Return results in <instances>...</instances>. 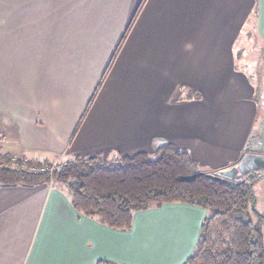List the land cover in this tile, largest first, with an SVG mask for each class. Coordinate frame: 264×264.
<instances>
[{"label":"crops","instance_id":"obj_1","mask_svg":"<svg viewBox=\"0 0 264 264\" xmlns=\"http://www.w3.org/2000/svg\"><path fill=\"white\" fill-rule=\"evenodd\" d=\"M252 40L264 47V0H0V155L112 159L170 143L199 172L227 169L231 157L207 154L246 153L262 67ZM206 215L166 204L119 231L53 186H0V264H182Z\"/></svg>","mask_w":264,"mask_h":264},{"label":"trees","instance_id":"obj_2","mask_svg":"<svg viewBox=\"0 0 264 264\" xmlns=\"http://www.w3.org/2000/svg\"><path fill=\"white\" fill-rule=\"evenodd\" d=\"M142 5L143 2L127 31ZM51 165L47 161L13 160L1 154L0 186L52 184L67 197L77 214L119 231L131 229L134 212L166 204L195 206L207 215L195 249L182 264H264V214L251 206L253 187L261 178L237 186L204 177L178 181L180 176L199 171L190 154L172 144L158 147L152 155L139 152L112 162L99 157H76L57 169H51Z\"/></svg>","mask_w":264,"mask_h":264},{"label":"water","instance_id":"obj_3","mask_svg":"<svg viewBox=\"0 0 264 264\" xmlns=\"http://www.w3.org/2000/svg\"><path fill=\"white\" fill-rule=\"evenodd\" d=\"M261 85L262 91L259 98L263 115L256 119L245 143L244 151L246 153L240 157V160L227 169L213 173L197 172L191 175L180 176L177 178L178 181H192L197 177H204L213 182L237 186L244 184L246 180L251 179L258 172L264 171V156L254 154H264V77L262 78ZM262 177H264V172L260 173L257 178ZM255 201L256 199L254 198L251 203L252 207H254Z\"/></svg>","mask_w":264,"mask_h":264},{"label":"rangeland","instance_id":"obj_4","mask_svg":"<svg viewBox=\"0 0 264 264\" xmlns=\"http://www.w3.org/2000/svg\"><path fill=\"white\" fill-rule=\"evenodd\" d=\"M128 32L129 31H127V33L125 34V36H123V38L121 39V41L119 43V46L116 49V52L117 53H118V50L121 47V45H123L124 40L126 39V36H127ZM250 44H251V47L249 49L247 48V53L246 54H248V55H246V56L251 57V58H253V56L259 57L261 59V63H262L261 64L262 65L261 69H256V70H258L257 71L258 73H257V82H256L257 83L256 84L257 87H256V93H255V100H256V102L258 103V106H259V108H258L259 109V113H258V117H257V119H258V118H260L263 115V109L260 106V98H259L260 93L262 91L261 84L259 86V79L261 77H264V56H263V53L261 54V52L258 51V49H260V48L262 49L264 47H263V43L261 42L260 45H259V42L257 40H252L250 42ZM116 52H115V54H116ZM263 52H264V49H263ZM114 56H116V55H114ZM110 66L111 65H109V67H107V70L105 71L106 72L105 76L109 72ZM98 90L99 89L96 90V93H97ZM96 93L94 94L90 105L92 104L93 99L95 98ZM193 96L194 97H197V96H195V94H193ZM198 97H200V96H198ZM101 99H102V97H101ZM90 105H89V107H90ZM165 144H170V143H165ZM162 145H164V144H162ZM162 145H160V146H162ZM212 147L213 148H209L208 149V154H207V156H208L207 159L210 160V161L212 159H226L227 157H231L232 160H233L231 164H236L240 160V155H232V154H229V153H227V151L225 149H223L221 147H215V146H212ZM157 148L155 149V151L153 153L156 152ZM203 149L206 151V149L203 148V147H201V146H198V148L195 150V153L198 155V158L195 156V159L196 160H199L200 163L201 162H204L203 161L204 159L200 155V151L202 152ZM153 153H151L149 155H152ZM233 154H235V153H233ZM228 155H230V156H228ZM119 158H120V156H119ZM12 159L13 160H16L15 158H12ZM117 159H118V157L117 158L115 157V158H112V159L110 158V159H107V160H109V161L112 162V161H116ZM51 163L52 164H56V165L58 164L59 165V164H63L64 162L62 160H53V161H51ZM210 164H213V163H210ZM197 169H199V166L196 164V170ZM202 173H205V172H202ZM257 177H258V175H255L252 179H257ZM248 182H249V180H246L245 183H248ZM49 186L52 187L53 185L52 184H49ZM53 187L56 188L55 186H53ZM253 194H254V198L256 199V201H255V210H256V212L258 214H261L262 215V214H264V177L261 178V180H259L255 184V186L253 187ZM261 230H262L263 242H264V225L261 227Z\"/></svg>","mask_w":264,"mask_h":264},{"label":"built area","instance_id":"obj_5","mask_svg":"<svg viewBox=\"0 0 264 264\" xmlns=\"http://www.w3.org/2000/svg\"><path fill=\"white\" fill-rule=\"evenodd\" d=\"M60 165H61V164H59V165H58V164H57V165H56V164H52V165H51V169H57V168L60 167Z\"/></svg>","mask_w":264,"mask_h":264},{"label":"flooded vegetation","instance_id":"obj_6","mask_svg":"<svg viewBox=\"0 0 264 264\" xmlns=\"http://www.w3.org/2000/svg\"><path fill=\"white\" fill-rule=\"evenodd\" d=\"M260 173H263V171H260L257 175H260ZM254 176H255V175H254ZM254 176H253V177H254ZM253 177H252V178H253ZM252 178H251V179H252ZM251 179H249V180H251Z\"/></svg>","mask_w":264,"mask_h":264}]
</instances>
